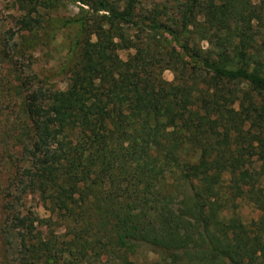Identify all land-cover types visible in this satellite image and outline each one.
I'll list each match as a JSON object with an SVG mask.
<instances>
[{"label":"trees","instance_id":"trees-1","mask_svg":"<svg viewBox=\"0 0 264 264\" xmlns=\"http://www.w3.org/2000/svg\"><path fill=\"white\" fill-rule=\"evenodd\" d=\"M71 1L67 87H17L8 264H135L141 247L148 264H264V0ZM61 2L15 0L21 29ZM30 195L64 228L52 241L19 209Z\"/></svg>","mask_w":264,"mask_h":264},{"label":"rangeland","instance_id":"rangeland-1","mask_svg":"<svg viewBox=\"0 0 264 264\" xmlns=\"http://www.w3.org/2000/svg\"><path fill=\"white\" fill-rule=\"evenodd\" d=\"M158 0H142L141 7L149 8ZM15 0H0V264L15 261L17 252L3 234L6 215L4 213L5 197L12 189L13 174L21 157L15 154L13 135L20 132L21 115L18 85L27 96L31 91L42 89H65L69 79V66L79 57V47L75 48L79 25L70 24L76 18L80 5L71 0H62L61 4L51 10L44 25L34 31L23 30L20 25L27 19L14 8ZM87 7V6H86ZM134 50H120L123 60ZM163 78L172 82L175 73L165 70ZM19 209L30 211L35 221L36 234L40 241H52L64 231L57 216L44 207L36 195H30ZM19 204L22 203L19 201ZM245 220L257 218L259 211L245 201L240 207ZM13 244L14 240L11 239ZM158 259V254L148 247H141L133 256L135 264H148ZM95 264H120L103 260Z\"/></svg>","mask_w":264,"mask_h":264}]
</instances>
